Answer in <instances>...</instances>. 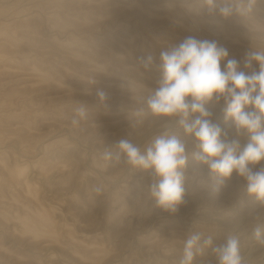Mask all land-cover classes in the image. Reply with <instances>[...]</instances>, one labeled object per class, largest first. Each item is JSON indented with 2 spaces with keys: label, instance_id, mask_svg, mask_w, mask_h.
<instances>
[{
  "label": "rangeland",
  "instance_id": "obj_1",
  "mask_svg": "<svg viewBox=\"0 0 264 264\" xmlns=\"http://www.w3.org/2000/svg\"><path fill=\"white\" fill-rule=\"evenodd\" d=\"M232 2L238 10L223 18L206 0H0V264H179L193 232L213 245L237 235L244 264H264L251 235L264 205L243 178L234 174L214 192L192 158L195 139L175 118L141 111L159 86L161 51L188 37L225 47L222 70L235 59L241 71H259L245 60L264 50V0L251 11L250 0ZM147 54L154 63L145 70L138 57ZM81 105L88 118L73 126ZM209 108L242 149L248 139L225 121L223 101ZM165 129L189 155L186 203L175 213L150 196L151 171L102 159L122 139L143 150ZM194 264H215L211 248Z\"/></svg>",
  "mask_w": 264,
  "mask_h": 264
},
{
  "label": "clouds",
  "instance_id": "obj_2",
  "mask_svg": "<svg viewBox=\"0 0 264 264\" xmlns=\"http://www.w3.org/2000/svg\"><path fill=\"white\" fill-rule=\"evenodd\" d=\"M206 4L223 18L238 10L232 0H206ZM254 4L255 0H250L248 11ZM227 57L228 50L217 41L195 37L161 51L159 86L146 97V109L141 111L153 117L175 118L183 133L195 139L199 151L192 158L206 166L214 181V192H219L235 174L245 181L246 194L264 205V167H253L264 162V50L247 53L245 67L251 68L253 62L259 65V71L250 74L241 71L235 59H228L222 70L221 62ZM153 63L151 54L138 57V65L145 70ZM122 86H127V82ZM96 95L101 104L109 98L103 89H97ZM221 101L225 121H231L237 137L248 139L242 149L238 139H227V132L211 119L209 105ZM87 118V108L81 105L72 124L78 126ZM115 148V152L106 149L102 159H122L133 169L151 171L154 179L148 190L158 207L175 213L186 203L189 155L178 135L165 129L143 150L128 139L120 140ZM92 190L102 194L104 185H94ZM251 235L258 245L264 246V220L256 218ZM207 248H211L215 264H244L239 236L228 234L222 244L213 245L211 236L205 238L199 232L184 240L179 264H194Z\"/></svg>",
  "mask_w": 264,
  "mask_h": 264
}]
</instances>
